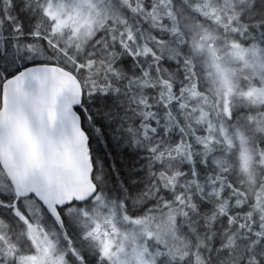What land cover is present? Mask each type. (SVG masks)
Returning <instances> with one entry per match:
<instances>
[{
  "label": "snow or ice",
  "instance_id": "obj_1",
  "mask_svg": "<svg viewBox=\"0 0 264 264\" xmlns=\"http://www.w3.org/2000/svg\"><path fill=\"white\" fill-rule=\"evenodd\" d=\"M0 264H264V0H0Z\"/></svg>",
  "mask_w": 264,
  "mask_h": 264
}]
</instances>
